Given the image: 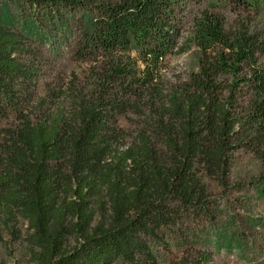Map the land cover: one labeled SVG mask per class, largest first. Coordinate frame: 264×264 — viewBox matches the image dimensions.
I'll list each match as a JSON object with an SVG mask.
<instances>
[{
    "label": "trees",
    "instance_id": "1",
    "mask_svg": "<svg viewBox=\"0 0 264 264\" xmlns=\"http://www.w3.org/2000/svg\"><path fill=\"white\" fill-rule=\"evenodd\" d=\"M6 2L26 6L41 23L42 14L58 6L85 14L75 60L90 65V98L78 100L69 115L45 113L6 131L0 157V214H23L39 244L31 251L35 264H155L146 244L163 241L158 230L172 216L167 203L174 201L184 212L204 208L205 198L191 192L195 166L209 162L225 172L227 153L241 147L264 161V26H254L252 19L229 25L218 10L228 4L259 15L264 0ZM17 44L11 35L0 36V118L20 106L9 82L32 76L31 68L12 58ZM190 47L197 51L195 72L156 100L167 58ZM151 95L152 106L146 100ZM131 107L151 113L164 151L156 150L148 134L137 136L133 148H111L116 135L109 125ZM96 155L115 164L90 176L81 173L85 160ZM62 166L74 177L58 188ZM124 176L136 178V184ZM103 201L117 223L123 220L111 230L102 224L91 228L93 208ZM130 203L138 211L124 220ZM48 224L57 228L51 236L43 230ZM62 228L74 229L77 247L69 245ZM209 259L204 252L171 264Z\"/></svg>",
    "mask_w": 264,
    "mask_h": 264
},
{
    "label": "rangeland",
    "instance_id": "2",
    "mask_svg": "<svg viewBox=\"0 0 264 264\" xmlns=\"http://www.w3.org/2000/svg\"><path fill=\"white\" fill-rule=\"evenodd\" d=\"M89 1L98 4L105 0ZM218 10L229 25L240 19H252L254 26H264L263 8L259 15L253 10L248 13L239 11L228 4H219ZM50 12L42 14L44 21L41 23L26 6L0 0V36L17 38L18 49L12 58L31 68L32 75L25 82L20 78L9 82L20 106L17 112L9 110L4 118H0V157L8 142L6 131L18 130L45 113L63 110L69 115L78 100L82 102L90 98V65L75 60V44L79 40L80 26L85 23V14L83 17L80 12H71L61 6ZM196 57V49L190 47L185 53L167 58L160 88L164 91H159L156 100L188 80L196 70ZM152 96L155 100V95L146 99L150 106L154 104L151 103ZM137 109L129 108L124 116L109 125L116 135L110 142L111 148L119 152L133 148L137 136L148 134L156 150L164 151L153 131L151 113ZM226 157L228 168L225 172L212 167L209 162L195 166L191 192L205 198L204 208L184 212L177 209L174 201L167 203L172 216L169 223L158 230L163 241L146 244L155 264L189 261L197 253L204 252L210 256L208 264H264V161L244 147L229 151ZM84 164L81 173L87 172L90 176L108 170L115 162H110L109 157L96 155L85 160ZM73 177L71 168L62 166L59 177H56L57 187L70 185ZM124 178L131 186L136 184V178ZM137 211L136 204H128L124 220L132 219ZM116 220L115 211L106 201L95 204L91 228L102 224L111 230L116 224L123 223V220L118 223ZM70 228L59 231L71 247H77L79 237ZM43 230L51 236L57 228L48 224ZM38 247L23 214L17 212L13 218L0 214V264H35L31 260V251Z\"/></svg>",
    "mask_w": 264,
    "mask_h": 264
}]
</instances>
